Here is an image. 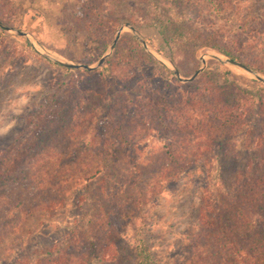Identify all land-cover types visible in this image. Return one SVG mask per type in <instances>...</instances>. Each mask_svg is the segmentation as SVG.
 <instances>
[{"label": "rangeland", "instance_id": "rangeland-1", "mask_svg": "<svg viewBox=\"0 0 264 264\" xmlns=\"http://www.w3.org/2000/svg\"><path fill=\"white\" fill-rule=\"evenodd\" d=\"M125 4V11L139 16L141 21L137 22L139 29L123 24L120 39L135 36L148 54L171 71L181 72L182 79H190L201 71L197 78L206 72L211 80H205L216 84L234 82L252 93H256L258 87L264 89V0H182V5L174 4L173 0H167L166 5L127 0ZM81 5V0H0V16L7 21L6 24L0 20V27L5 30H0V264H25L37 251L65 247L67 238L74 231L80 232L82 216L104 208L107 203L97 199L99 192L95 187L102 185L97 183L93 189H85V184L73 189L69 187L64 192V202L56 207L44 206L40 199L32 202L31 198L25 197L27 200H20L25 206L17 209V200L12 201L11 196L14 193L20 196V190L7 177L24 157L33 155L31 148L18 155L15 152L18 142L31 129L33 118L30 113L44 101L48 89L68 85L74 79L82 81L80 73H67L53 63L88 65L100 70L114 54L112 45L122 27L107 48L105 42H93L72 21V15L82 13ZM143 16L147 19L142 20ZM182 19L194 22L202 30L219 31L215 37L221 45L241 61L260 68L262 73L232 65L228 56L212 48L196 46L195 50L182 52L175 36ZM104 31L107 30L104 28ZM100 36L111 39L108 32L106 35L100 33ZM103 58L104 64L99 67ZM112 67L117 74L124 71L117 69L116 63ZM152 72L151 68H144L131 75H136V79L145 84L155 85L160 79L152 78ZM105 75H108L106 70ZM224 76H229L231 81H226ZM93 84L85 81L81 91ZM143 123L146 121L136 118L125 129L126 136L136 141L137 149L123 153L116 168L127 176L136 171L145 179L141 184L148 193H153V200L144 205V224L141 226L136 222L132 226L131 223L117 239L119 257L122 264H133L137 244L144 240L153 257L163 264H185L186 244L197 233L203 211L215 207L220 195L218 188L236 192L250 168L261 160V148L255 146L253 151H248L258 140L260 130L253 131L245 123L222 148L191 150L189 155L199 154L195 162L171 179L170 175L179 169L164 156V147L167 149L168 143L160 132L148 131ZM256 125L264 129V123ZM88 126L90 123H81L80 129L83 131ZM99 128L97 139L113 142L112 128L105 124H99ZM204 141L201 140L202 144ZM60 144H57L59 151L62 149ZM195 146L193 144L192 148ZM172 148L177 149V144L173 143ZM48 161L46 158L44 162ZM163 163L167 168L158 172L157 168ZM111 178L103 187L109 189L110 186L111 201L123 205L116 198L130 201L136 195L134 189L128 190L133 185L125 188V182L117 183ZM50 193L52 191L43 192V197ZM39 203L40 206L34 209Z\"/></svg>", "mask_w": 264, "mask_h": 264}, {"label": "trees", "instance_id": "trees-1", "mask_svg": "<svg viewBox=\"0 0 264 264\" xmlns=\"http://www.w3.org/2000/svg\"><path fill=\"white\" fill-rule=\"evenodd\" d=\"M81 1L82 13L72 15V21L95 43L105 42V47L110 45L125 23L136 29L139 27V16L125 11L127 0ZM139 1L147 5H166L167 0ZM173 1L182 5V0ZM141 18L147 19L146 16ZM0 20L7 24L1 16ZM189 21L182 19L175 30L182 52L195 50L196 46L212 48L251 71L262 73L260 68L241 61L221 45L215 37L219 31L202 30ZM0 30L5 31L1 27ZM107 32L111 39L100 36ZM113 63L117 69H124L125 75L123 72L117 74ZM53 64L67 73H80L82 81L74 79L68 85L48 89L44 101L30 113L33 118L31 129L18 142L15 154L31 148L33 155L24 157L7 174L21 194L14 193L11 200H17L15 208L25 206L20 201L25 197L31 201L40 199L44 206L56 207L64 202V192L69 187L73 189L85 184V189H93L99 183L101 188L95 187L99 192L97 199L107 203L104 208L82 216L80 232L74 231L67 238L65 247L37 251L25 264H122L116 241L131 223L132 226L136 222L141 226L144 224V205L153 200V193H148L141 184L145 179L136 171L127 176L116 168L123 153L137 149L136 141L124 133L136 118L145 120V128L160 132L168 143L167 149L164 147V156L179 169L170 175L171 179L195 162L199 154L189 155L191 150L222 148L245 123L253 131L260 130L258 140L248 151H253L255 146L261 148V160L250 168L236 192L218 188L220 195L215 207L203 211L197 233L186 244L185 264H264V129L255 127L258 122L264 123L263 88L256 86V93H252L238 83L216 84L210 81L206 72L192 82L183 83L173 71L148 54L133 35L119 40L104 69L80 70ZM174 64L178 66L175 61ZM144 68H151L152 78L160 79L155 80V85L145 84L136 79V75H131ZM224 78L231 81L229 76ZM85 81L94 84L81 91ZM72 89L76 92L71 93ZM86 122L90 126L82 131L80 125ZM99 124L112 128L113 142L97 139ZM202 139L205 140L203 144ZM59 142L61 151L58 150ZM30 143L34 146L30 147ZM173 143L177 144V149L172 148ZM193 144L196 146L192 148ZM46 158L48 162H44ZM164 168H167L165 163L157 171ZM109 178L117 183L125 182V188L133 185L128 190L134 189L136 195L130 201L116 198L123 205L111 201L110 186L103 188ZM47 191L52 193L43 197V192ZM133 257V264H163L153 257L144 240L137 244V253Z\"/></svg>", "mask_w": 264, "mask_h": 264}, {"label": "water", "instance_id": "water-1", "mask_svg": "<svg viewBox=\"0 0 264 264\" xmlns=\"http://www.w3.org/2000/svg\"><path fill=\"white\" fill-rule=\"evenodd\" d=\"M126 27H129V25H126ZM123 27L120 29V31H119V33H118V35H117V37H116V39H115V41H114V43H113V45H112V49H115V46H116V44H117V42L119 41V39H120V37H121V34H122V31H123ZM131 29H132V31H135V29L134 28H132L131 27ZM143 44H144V46H146V44H145V42H143ZM104 61H105V59L103 58L100 62H99V64H98V66L99 67H101L103 64H104ZM58 62V61H57ZM58 63H60V64H62V65H64V66H66V67H69V68H75V69H86V70H94L95 68H93V67H90V66H88V65H75V64H72V63H62V62H58ZM229 63H231L232 65H235V66H238V67H240V68H242V69H245V70H247V71H249V72H252L248 67H246L245 65H243V64H241V63H239V62H236V61H229ZM174 73H175V75L177 76V77H179L180 79H181V81H184V82H188V81H194L196 78H197V76L201 73V71H198L193 77H191L190 79H182L181 78V76H180V72L178 71V70H174ZM258 79H260V80H262V78H260V77H258ZM263 82H264V80H262Z\"/></svg>", "mask_w": 264, "mask_h": 264}]
</instances>
